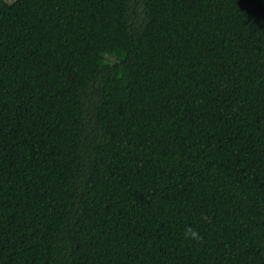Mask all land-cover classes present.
I'll list each match as a JSON object with an SVG mask.
<instances>
[{
    "label": "trees",
    "instance_id": "trees-1",
    "mask_svg": "<svg viewBox=\"0 0 264 264\" xmlns=\"http://www.w3.org/2000/svg\"><path fill=\"white\" fill-rule=\"evenodd\" d=\"M0 264H264V0H0Z\"/></svg>",
    "mask_w": 264,
    "mask_h": 264
},
{
    "label": "clouds",
    "instance_id": "clouds-1",
    "mask_svg": "<svg viewBox=\"0 0 264 264\" xmlns=\"http://www.w3.org/2000/svg\"><path fill=\"white\" fill-rule=\"evenodd\" d=\"M185 236L190 238V239H194V240H199L201 239V237L199 236V233L192 230V229H187L185 231Z\"/></svg>",
    "mask_w": 264,
    "mask_h": 264
}]
</instances>
